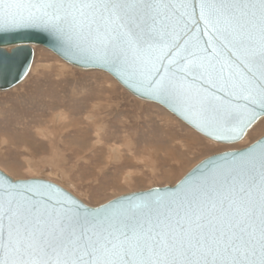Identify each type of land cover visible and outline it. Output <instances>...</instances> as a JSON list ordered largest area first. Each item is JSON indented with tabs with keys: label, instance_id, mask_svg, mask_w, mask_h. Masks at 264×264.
Wrapping results in <instances>:
<instances>
[{
	"label": "snow or ice",
	"instance_id": "1",
	"mask_svg": "<svg viewBox=\"0 0 264 264\" xmlns=\"http://www.w3.org/2000/svg\"><path fill=\"white\" fill-rule=\"evenodd\" d=\"M217 141L264 123V0H0ZM174 191L90 209L0 184V264H264V137Z\"/></svg>",
	"mask_w": 264,
	"mask_h": 264
},
{
	"label": "rangeland",
	"instance_id": "2",
	"mask_svg": "<svg viewBox=\"0 0 264 264\" xmlns=\"http://www.w3.org/2000/svg\"><path fill=\"white\" fill-rule=\"evenodd\" d=\"M263 135L258 123L239 143L210 140L110 74L75 68L42 46L24 81L0 91V169L52 181L90 206L173 186L206 157Z\"/></svg>",
	"mask_w": 264,
	"mask_h": 264
},
{
	"label": "water",
	"instance_id": "3",
	"mask_svg": "<svg viewBox=\"0 0 264 264\" xmlns=\"http://www.w3.org/2000/svg\"><path fill=\"white\" fill-rule=\"evenodd\" d=\"M42 46L46 49L53 52L60 59L68 63L69 65L82 69V70H101L110 74L122 87H124L129 93L133 96L147 102L155 103L163 107L165 110L170 112L172 115L181 120L184 124L195 130L197 133L202 136L213 140L218 143L232 145L239 143V141H217L214 136H209L205 133H202L194 125H192L188 120H185L177 112H174L168 104L162 101H155L146 97L142 94L141 91H137L135 86L124 83L115 73L102 69L99 65L88 63L85 59L81 57H72L70 54H65L64 50L61 49L59 42L53 37L50 33L33 27H16V28H7L0 29V91H6L14 88L18 84L24 81L28 76L35 57V47ZM264 137V135L262 136ZM260 137L257 140H260ZM256 140V141H257ZM255 141V142H256ZM253 142L252 144H254ZM251 145V144H250ZM248 147V146H247ZM247 147L241 148L246 149ZM238 149L227 150L211 156L206 157L196 166H194L188 173H186L175 185L173 186H163V187H153L147 190L136 191L128 194L118 196L102 205L99 206H90L76 197L73 193L65 189L64 187L41 178H30V179H14L11 176L7 175L0 169V184H18V185H50L52 189L55 190V195L72 198L76 200L79 204L88 207L90 209H100L107 208L110 204H114L118 201L126 202L129 199H134L136 196L146 195L148 193H168L172 192L177 188L186 178L196 172L197 169L206 170L212 166L213 162L219 163V157L221 154H228L230 152L236 151Z\"/></svg>",
	"mask_w": 264,
	"mask_h": 264
},
{
	"label": "bare ground",
	"instance_id": "4",
	"mask_svg": "<svg viewBox=\"0 0 264 264\" xmlns=\"http://www.w3.org/2000/svg\"><path fill=\"white\" fill-rule=\"evenodd\" d=\"M59 113H60V112H59ZM62 113H63V112H62ZM60 115H61V114H60ZM63 115H65L64 117H66V114H63ZM56 116H57V115H56ZM61 116H62V115H61ZM58 117H59V116H58ZM59 118H60V117H59ZM62 119H63V118H62ZM67 119H68V118H67ZM65 120H66V119H65ZM47 135H48V134H47ZM101 143H102L101 140H98V141L96 140V144L99 145V144H101ZM96 144H95V145H96ZM95 145H94V146H95ZM117 147H118V146H117ZM120 157H121V156H120Z\"/></svg>",
	"mask_w": 264,
	"mask_h": 264
}]
</instances>
